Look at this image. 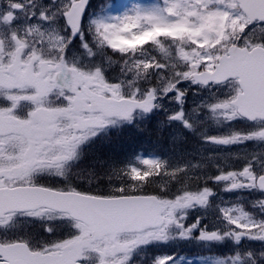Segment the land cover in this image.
<instances>
[{
  "label": "snow or ice",
  "instance_id": "1",
  "mask_svg": "<svg viewBox=\"0 0 264 264\" xmlns=\"http://www.w3.org/2000/svg\"><path fill=\"white\" fill-rule=\"evenodd\" d=\"M0 264H264V0H0Z\"/></svg>",
  "mask_w": 264,
  "mask_h": 264
},
{
  "label": "trees",
  "instance_id": "2",
  "mask_svg": "<svg viewBox=\"0 0 264 264\" xmlns=\"http://www.w3.org/2000/svg\"><path fill=\"white\" fill-rule=\"evenodd\" d=\"M108 1V0H106ZM100 0H95V4L99 3ZM155 128V123L152 125ZM158 132L152 131L143 135L137 134L134 131H126L121 136L113 138V146L111 150L119 155V158L131 155L132 153H156L157 149H167L166 145L169 143L168 133L157 135Z\"/></svg>",
  "mask_w": 264,
  "mask_h": 264
},
{
  "label": "flooded vegetation",
  "instance_id": "3",
  "mask_svg": "<svg viewBox=\"0 0 264 264\" xmlns=\"http://www.w3.org/2000/svg\"><path fill=\"white\" fill-rule=\"evenodd\" d=\"M90 2L95 4V1L90 0ZM166 146H167V149H165V150H163L162 148H160L159 150L157 149V154L170 155L172 150H173L171 140H169V143ZM187 146L191 147L190 144ZM176 251L179 255H186L188 257L208 255V253L205 250L197 248V247H193V246L179 248Z\"/></svg>",
  "mask_w": 264,
  "mask_h": 264
},
{
  "label": "rangeland",
  "instance_id": "4",
  "mask_svg": "<svg viewBox=\"0 0 264 264\" xmlns=\"http://www.w3.org/2000/svg\"><path fill=\"white\" fill-rule=\"evenodd\" d=\"M91 1H95V0H91ZM108 1L106 0H100L99 3H107ZM195 99V95L194 94H191L189 95V98H188V106L191 107L192 104H193V101ZM170 139V138H169ZM167 148V147H166ZM173 148V147H172ZM215 254H219V253H215Z\"/></svg>",
  "mask_w": 264,
  "mask_h": 264
}]
</instances>
